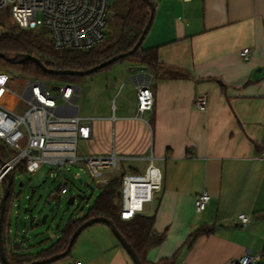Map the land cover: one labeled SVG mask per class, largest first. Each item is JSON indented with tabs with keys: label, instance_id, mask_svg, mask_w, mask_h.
<instances>
[{
	"label": "crops",
	"instance_id": "1",
	"mask_svg": "<svg viewBox=\"0 0 264 264\" xmlns=\"http://www.w3.org/2000/svg\"><path fill=\"white\" fill-rule=\"evenodd\" d=\"M149 1L154 12L142 49H154L162 67V76L153 77L154 109L137 122L136 107L117 132L119 121L112 124L121 157L145 159L151 152L163 174L145 215L154 216V230L165 240L147 262L177 254L175 264H229L256 255L264 247V0ZM243 49L250 50L248 60L240 58ZM141 71L152 75L144 66ZM200 95L207 98L204 111L193 105ZM100 141L94 134L87 144ZM203 193L210 202L197 215L194 199ZM15 208L13 200L5 213L4 250L31 256L34 247L21 241ZM240 214L249 219L245 228ZM201 228L212 233L185 249ZM92 235L90 251L76 254L81 264H133L108 226Z\"/></svg>",
	"mask_w": 264,
	"mask_h": 264
},
{
	"label": "built area",
	"instance_id": "2",
	"mask_svg": "<svg viewBox=\"0 0 264 264\" xmlns=\"http://www.w3.org/2000/svg\"><path fill=\"white\" fill-rule=\"evenodd\" d=\"M112 0H0V10L10 8V20L22 30L47 31V37L55 51L88 52L100 46L106 39L107 13ZM38 16L40 18H38ZM250 50L243 49L240 58L248 60ZM25 80L13 82L0 71V146L10 153L0 167V185L6 176L24 171L34 174L43 166L54 171L57 176L69 168L83 165L86 172L95 179L102 177L101 171L118 168L123 158L118 154L116 138L106 152L97 155H79V143L94 139L93 119L82 118L77 100L80 88L74 84H46L45 79L26 76ZM137 99L135 121L142 122L145 112L154 109L153 76L139 70L130 78ZM56 88V90H54ZM194 108L204 111L207 98L197 96ZM112 124L116 119L112 117ZM150 129V124L145 123ZM147 166L141 174L124 175L121 181L120 219L129 221L145 214L160 193L163 184L162 171L155 165L152 153L145 158ZM76 180L82 178L76 174ZM68 190L59 186L51 197L67 195ZM210 197L197 195L194 212L202 214ZM241 227L245 228L249 219L238 215ZM259 257L248 253L229 264H258ZM0 264H2L0 259ZM72 264H80L73 262Z\"/></svg>",
	"mask_w": 264,
	"mask_h": 264
},
{
	"label": "rangeland",
	"instance_id": "3",
	"mask_svg": "<svg viewBox=\"0 0 264 264\" xmlns=\"http://www.w3.org/2000/svg\"><path fill=\"white\" fill-rule=\"evenodd\" d=\"M113 2L114 0L111 1L107 13L108 26L105 31L106 39L104 42L108 41L115 28L114 14L116 10L112 7ZM0 18L4 19V24L12 25L9 7L0 10ZM38 18L40 17L38 16ZM39 33H44L47 36V31L43 28L39 30ZM141 66L140 62L128 57L96 73L76 80L45 79L46 84L70 83L79 87L80 95L77 100L79 114L82 118L95 121L94 134L101 141L96 145L94 143H79V155L84 156L87 153L97 155L102 148L109 147L106 142L111 143L112 141V117H116V120L119 121L114 126L117 132L123 123L122 118L135 116L137 99L130 78L134 73L141 70ZM0 71L6 73L13 82L26 79L22 72L5 64L4 61L0 62ZM0 153L6 157V160L10 156V153L1 146ZM118 165L116 169L108 168L101 171L102 177L99 179L92 178L83 165L73 166L58 176L54 171H50L47 166L41 167L34 174L16 172L12 186L16 207L13 211V217L17 221V212L21 214V230H23L21 241L24 239L28 242L29 247H34V253L47 248L59 238L61 231L70 221L81 219L88 214L89 209L94 205L109 179L119 174H141L147 166V161L140 158L128 159L120 161ZM76 174L82 178V184L77 182ZM20 183L23 184L22 187H19ZM63 185L67 188L68 194L52 198L51 194ZM2 193L3 185H0V198ZM71 198L74 199L72 204L69 202ZM45 214L48 215V218L43 225L40 221ZM30 215L33 216V221L29 218ZM103 226L105 225L97 223L82 231L76 239L70 255L51 264H72L76 261L81 264L82 262L77 260L76 254L84 253L86 250L90 251L91 244L93 241L95 242L92 233ZM256 253L261 257V250Z\"/></svg>",
	"mask_w": 264,
	"mask_h": 264
},
{
	"label": "trees",
	"instance_id": "4",
	"mask_svg": "<svg viewBox=\"0 0 264 264\" xmlns=\"http://www.w3.org/2000/svg\"><path fill=\"white\" fill-rule=\"evenodd\" d=\"M112 7L116 10L113 33L110 34L107 42L88 52L55 51L44 33L22 30L13 24L6 25L4 24V19L0 18V55L4 56V59L0 58V62L4 61L5 64L12 66L29 77L48 80L79 79L80 77L77 76L49 75L44 73L33 62L19 63L18 60L21 55H29L38 59L48 70L84 72L115 56L131 51L147 25L150 14L149 6L142 0H114ZM131 57L149 69L153 77L162 76V74H158L162 67L158 62L154 49L144 50L141 45ZM8 59L13 62L7 61ZM255 148L260 151L262 147L255 145ZM0 160L2 162L6 161V157L2 153H0ZM15 173L13 172L12 174L13 180ZM19 173L24 174L25 172L21 170ZM123 176V174H119L109 179L102 188L94 205L89 209L88 214L81 219L70 221L61 231L60 238L54 243L31 256H7L9 262L11 264H31L33 262L31 258L34 261H41L57 256L65 252L71 236L79 226L92 218H105L114 224L122 237L134 250L141 264H150L147 262V254L151 249L159 247L164 242L165 233L158 234L154 230V216L142 214L129 221L120 219V209L116 206V202ZM5 186L6 182L3 183V189ZM12 186L10 196L6 201L5 213L14 198ZM4 222L5 214L2 225L3 246L5 244L3 239ZM211 233V228L198 229L188 237L183 247L189 249L198 237L202 235L209 236ZM176 256L177 254L169 259L160 260L157 264H175ZM261 257L264 258V247L261 249Z\"/></svg>",
	"mask_w": 264,
	"mask_h": 264
},
{
	"label": "water",
	"instance_id": "5",
	"mask_svg": "<svg viewBox=\"0 0 264 264\" xmlns=\"http://www.w3.org/2000/svg\"><path fill=\"white\" fill-rule=\"evenodd\" d=\"M144 3H146L149 6L150 9V14H149V20L147 22V25L145 26L142 35L140 36L137 44L134 46V48L125 53V54H120L118 56H115L113 58H111L110 60L92 68L89 70H86L84 72H72V71H57V70H48L46 69L42 63L29 55H21L18 62L19 63H24V62H33L35 63L44 73L49 74V75H53V76H59V75H68V76H77V77H85L88 76L90 74L96 73L98 71H100L101 69H104L112 64H114L115 62L124 59V58H128L131 57L135 54V52L140 48V46L142 45L144 38L146 36V34L148 33L149 29H150V25L152 22V17H153V6L150 3L149 0H142ZM0 58L4 59L3 55H0ZM9 62H13L12 60H7ZM54 90H56V88H54ZM0 166H4V162H2L0 160ZM78 183L81 184V180H78ZM13 184V175L10 173L6 176V186L3 189V193L2 196L0 198V259L2 264H11L6 256L5 250H4V246H3V241H2V225H3V220H4V214H5V206H6V201L10 196L11 193V186ZM23 184L20 183L19 187H22ZM73 198L69 199V202L72 204L73 203ZM116 206L119 207L120 206V194H118V199L116 202ZM48 218V215L45 214L42 216L40 223L41 224H45L46 220ZM97 223H102L105 224L106 226L109 227L111 233L113 234V236L116 238V240L118 241L119 245L123 248V250L129 255V257L131 258L132 262L134 264H141L139 258L137 257L136 253L134 252V250L131 248V246L127 243V241L122 237V235L119 233V231L116 229V227L114 226V224L105 219V218H92L88 221H86L85 223H83L81 226H79L75 232L73 233V235L70 238L69 241V245L67 247V249L65 250V252L51 257L49 259H45V260H41V261H35L32 262L31 264H51L54 263L60 259H63L65 257H67L71 251V248L73 247L76 239L78 238V236L81 234L82 231H84L85 229L91 227L94 224Z\"/></svg>",
	"mask_w": 264,
	"mask_h": 264
}]
</instances>
